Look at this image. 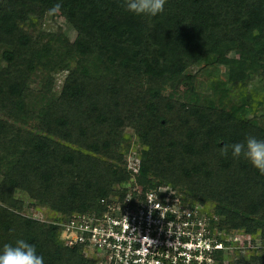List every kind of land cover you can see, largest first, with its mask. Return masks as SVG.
<instances>
[{"label":"trees","instance_id":"obj_1","mask_svg":"<svg viewBox=\"0 0 264 264\" xmlns=\"http://www.w3.org/2000/svg\"><path fill=\"white\" fill-rule=\"evenodd\" d=\"M57 3L74 41L28 29ZM0 58V247L23 238L45 264H95L58 222L104 210L131 175L146 190L172 185L224 234L264 245V174L222 155L264 138V0H166L155 17L124 0H0ZM221 62L229 82L199 91L193 68ZM127 128L144 146L137 174L124 160ZM17 190L57 215L24 214ZM238 257L232 264H264V247Z\"/></svg>","mask_w":264,"mask_h":264},{"label":"built area","instance_id":"obj_2","mask_svg":"<svg viewBox=\"0 0 264 264\" xmlns=\"http://www.w3.org/2000/svg\"><path fill=\"white\" fill-rule=\"evenodd\" d=\"M137 161L132 154L127 158L133 174L140 169ZM102 203V211L58 222L63 239L95 264H218L217 252H229L239 239L224 234L216 214L201 202L191 204L172 185H136Z\"/></svg>","mask_w":264,"mask_h":264},{"label":"rangeland","instance_id":"obj_3","mask_svg":"<svg viewBox=\"0 0 264 264\" xmlns=\"http://www.w3.org/2000/svg\"><path fill=\"white\" fill-rule=\"evenodd\" d=\"M26 29L27 26H24ZM29 31L34 35H43V36H55L58 33H62L67 39L74 41L78 35L77 30L71 24V22L58 10L55 13L47 12L45 17L42 19H38L34 27H29ZM229 58H237L238 53L235 51H231L228 54ZM0 63H4V61L0 58ZM114 75H117L116 72L112 69L109 70ZM193 71L197 73V89L199 91L208 92L210 89V83L216 82L217 79H220L225 82H229V73L230 66L226 63H219L214 65H197L193 68ZM68 74V72H62L60 74H56L58 80L56 83V91L61 90L62 82L64 77ZM230 85V84H229ZM34 87L39 88V85H34ZM261 110V109H260ZM261 112V111H260ZM126 133L132 136L127 142L122 144L123 150L125 151L124 160L127 161V158L132 154L135 157H138L139 163H141L142 150L144 148L143 144L139 142L137 137L134 135V132L131 128L126 129ZM124 161V163L126 162ZM126 165V164H125ZM128 168V163L127 167ZM129 170V168H128ZM131 171V170H130ZM133 174V172L131 171ZM131 180L127 183V190H130L131 187L139 185L142 186L135 178V176L131 175ZM161 185H165L161 182ZM115 188L120 189L119 186H115ZM16 197L23 200L25 203L24 206V214L37 217L40 219L54 218L55 211L50 210L48 207H44L38 202L32 200L25 192L17 190L15 193ZM239 234V239L236 242L238 245L233 247L228 253V258L225 260V264H232L234 261L239 259V255L243 254V256L249 257L250 254H253L256 250L264 247L262 241L259 237H253L252 235H248L246 233H237Z\"/></svg>","mask_w":264,"mask_h":264},{"label":"clouds","instance_id":"obj_4","mask_svg":"<svg viewBox=\"0 0 264 264\" xmlns=\"http://www.w3.org/2000/svg\"><path fill=\"white\" fill-rule=\"evenodd\" d=\"M129 12L137 16L155 17L162 13L166 0H124ZM61 5L57 3L49 11L55 13ZM231 152L232 157L247 160L259 173L264 174V138L248 136L243 142L224 145L222 155ZM0 264H45L34 244L23 238L0 247Z\"/></svg>","mask_w":264,"mask_h":264}]
</instances>
